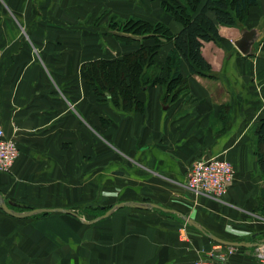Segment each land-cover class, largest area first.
<instances>
[{
	"label": "crops",
	"instance_id": "1",
	"mask_svg": "<svg viewBox=\"0 0 264 264\" xmlns=\"http://www.w3.org/2000/svg\"><path fill=\"white\" fill-rule=\"evenodd\" d=\"M114 15L182 30L161 0H0V129L20 150L12 172L0 173V194L19 212L80 216L18 218L0 208V264H194L219 255L225 264H264L255 146L264 119V0L246 24L220 26V40L204 45L210 70L195 73L182 62L188 99L165 105L163 87L152 86L139 95L143 113L117 110L84 77L83 65L139 48L107 31L104 19ZM251 31L243 54L236 44ZM172 48L164 44L158 67ZM216 158L235 170L224 202L186 188L193 164ZM124 202L154 203L223 240L261 246L219 245L157 209L82 220Z\"/></svg>",
	"mask_w": 264,
	"mask_h": 264
},
{
	"label": "trees",
	"instance_id": "2",
	"mask_svg": "<svg viewBox=\"0 0 264 264\" xmlns=\"http://www.w3.org/2000/svg\"><path fill=\"white\" fill-rule=\"evenodd\" d=\"M161 5L182 25L180 33L173 34L161 22L114 15L109 24L114 37L123 44H138L139 48L122 58L99 59L83 65L86 83L99 98L112 103L117 110L143 113L145 104L139 101V95L152 86L163 87L165 105L179 98L188 99L189 81L181 73L182 62L186 61L195 73L210 70L211 65L202 52L204 45L220 40V26L246 24L258 0H207L202 8V0H161ZM209 13H214L216 20ZM168 43H173V48L163 66L158 67L156 59ZM255 136L256 158L264 177V119L256 128ZM105 212L97 211L96 216ZM258 213L264 216V188Z\"/></svg>",
	"mask_w": 264,
	"mask_h": 264
},
{
	"label": "built area",
	"instance_id": "3",
	"mask_svg": "<svg viewBox=\"0 0 264 264\" xmlns=\"http://www.w3.org/2000/svg\"><path fill=\"white\" fill-rule=\"evenodd\" d=\"M20 150L14 138L7 137L0 129V173H11L19 158ZM235 180L233 165L224 159L201 160L190 169L186 188L192 193L207 196L215 201L228 194ZM222 256L200 259L194 264H225Z\"/></svg>",
	"mask_w": 264,
	"mask_h": 264
},
{
	"label": "water",
	"instance_id": "4",
	"mask_svg": "<svg viewBox=\"0 0 264 264\" xmlns=\"http://www.w3.org/2000/svg\"><path fill=\"white\" fill-rule=\"evenodd\" d=\"M253 42H254V33L252 31L246 32V33H244L243 37L237 42L236 46L240 49V51L243 54H248L250 52L252 45H253ZM124 207L137 208V209H157V210H161L165 213L176 214L179 217H181L183 219V221H185L189 226L194 227L195 229L200 231L203 235L207 236L211 241H213L219 245L226 246V247H257V246H261L258 243L251 244V243H245V242H232V241L223 240V239L211 234L203 225H201L200 223H198L194 219L189 218L187 216H184L177 211L166 209V208L161 207L157 204L149 203V202H143V203L124 202V203H120V204L115 205L112 209L107 211L104 215L96 218L93 221L89 222V221H85L84 219H82V220L86 224H95L101 220L109 218L117 210L122 209ZM0 208L4 212H6L7 214L12 215L14 217H18V218H29V217H33V216H37V215L46 214V213H64V214H68V215H72V216H75L77 218H80V216L77 213H75L74 211L65 210V209H54V210H46V209H29V210H26L25 209V211L19 212V211H16L15 209L21 208V207L16 203L7 202L1 194H0Z\"/></svg>",
	"mask_w": 264,
	"mask_h": 264
},
{
	"label": "rangeland",
	"instance_id": "5",
	"mask_svg": "<svg viewBox=\"0 0 264 264\" xmlns=\"http://www.w3.org/2000/svg\"><path fill=\"white\" fill-rule=\"evenodd\" d=\"M117 16V15H116ZM119 17V16H118ZM103 24L104 25H108V24H110L109 23V19L108 18H105L104 19V22H103ZM110 34H112L113 35V33L111 32V30L108 28V30H107ZM108 36H110L109 34H108ZM106 44H104V47L106 48L107 46H105ZM234 183V182H233ZM226 197V196H225ZM225 197L221 200V202H224V200H225ZM215 201V200H214ZM217 202H219V201H217ZM261 216V215H260ZM262 217H264V216H262Z\"/></svg>",
	"mask_w": 264,
	"mask_h": 264
}]
</instances>
